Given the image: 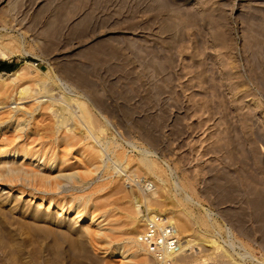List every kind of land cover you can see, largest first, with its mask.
I'll return each instance as SVG.
<instances>
[{
    "label": "rangeland",
    "instance_id": "374dc122",
    "mask_svg": "<svg viewBox=\"0 0 264 264\" xmlns=\"http://www.w3.org/2000/svg\"><path fill=\"white\" fill-rule=\"evenodd\" d=\"M0 51L13 52L0 56L8 65L0 70V114L16 118L38 101L56 104L38 121L28 114L19 125H0V146L55 154L52 175L75 174L47 187L0 178V189L72 210L60 223L29 198L6 200L0 191V264H136L142 258L110 255L128 246L127 233L144 230L119 205L137 208L154 190L160 202L150 212L168 219L180 211L192 221L188 238L217 241L226 252L214 255L202 243L176 264H264V0H0ZM12 69L21 71L4 75ZM25 86L42 95L18 105ZM79 101L92 125L82 121ZM47 128L54 134L44 141ZM62 128L80 141H55ZM95 135L102 148L124 151L128 168L111 151L104 152L111 177L96 168L87 151ZM78 214L84 227L71 224ZM98 225L124 237L96 244L84 229Z\"/></svg>",
    "mask_w": 264,
    "mask_h": 264
},
{
    "label": "bare ground",
    "instance_id": "6f19581e",
    "mask_svg": "<svg viewBox=\"0 0 264 264\" xmlns=\"http://www.w3.org/2000/svg\"><path fill=\"white\" fill-rule=\"evenodd\" d=\"M4 51H2V53H1V51H0V56H2L3 58H5V59H10V57H11V54L13 55V52H5V53H3ZM26 65V64H25ZM30 66H31V64H29ZM24 69V68H23ZM21 70L20 69H16V70H14V71H12L11 73H5L4 75H6L8 78H13V77H16L17 75H18V73L20 72ZM23 71V70H22ZM3 74H0V79H3L2 76ZM15 79V78H14ZM6 81V80H5ZM5 81L3 80V82L5 83ZM37 83V82H36ZM44 85H46V84H44ZM42 86H43V84H42ZM41 87V86H40ZM3 88H4V85L2 84V83H0V92H2L3 91ZM5 88H6V85H5ZM27 88H28V86H27ZM27 88H26V86H25V89H22V90H18L17 92H16V99H14V101H16V102H19V103H17L18 105L20 104H24L25 102H26V100L28 99L29 100V98H36V97H40L39 95L41 94V93H39V95H38V92H36L35 94H36V96L34 97V96H32V95H34V94H31V91H29V90H27ZM43 88V87H42ZM44 88H45V86H44ZM43 88V89H44ZM41 89V88H40ZM5 90V89H4ZM45 90V93H46V89H44ZM43 91V90H42ZM41 91V92H42ZM48 91V90H47ZM2 93H5V91L4 92H2ZM0 95H1V93H0ZM42 95V94H41ZM2 96V95H1ZM12 96V95H11ZM7 97V96H6ZM9 98H12V97H9ZM71 99V98H70ZM34 100H39V99H34ZM41 100V99H40ZM49 101V100H48ZM48 101H44V102H41V101H38V102H40L41 104L39 105V106H35L36 108H31V110L29 111V112H27V113H23V115H21V116H19L18 115V117H16V118H13V116L11 117L10 115H11V113H10V110H6V111H4V112H2V114H0V125H4V124H6V126L5 127H7V128H11L10 126L12 125V124H15V125H19L18 123H20L21 121H23V119L24 118H26V116L29 114L30 115V117L31 118H35V119H37L39 116H41L42 114L44 115L46 112H50V110H51V112H52V110H53V108L56 106V104L54 105V104H52V103H50V102H48ZM71 101V100H70ZM76 101V100H75ZM78 101V100H77ZM10 102V101H9ZM80 102V101H79ZM0 104H2V103H0ZM79 104L81 105V102L80 103H78V106H79ZM84 103H82V107L85 109H81V107L79 106V109L81 110V113H82V110L83 111H85V112H87V109L85 108V105H83ZM4 106V105H3ZM10 106V105H9ZM62 107V106H61ZM60 107V108H61ZM3 108V107H2ZM5 108H7V107H5ZM23 108H25V107H23ZM59 108V110H61ZM64 108H65V106H64ZM64 108L62 107V113L61 114H63V112H65V110H64ZM4 110V109H3ZM22 110V109H21ZM54 110H56V109H54ZM60 111V112H61ZM50 112V113H51ZM57 112V111H56ZM85 112L84 113H82L83 115H81L83 118H82V121L85 123L86 122V125L88 124V125H92L93 124V122H92V120L90 121V117H89V115H87L88 114V112L86 113V115H85ZM1 113V112H0ZM66 113V112H65ZM65 113L63 114L64 116H67V114L65 115ZM18 114V113H17ZM55 115V114H54ZM70 115V114H69ZM68 115V116H69ZM17 116V115H16ZM48 116H49V114H48ZM56 116V115H55ZM73 116V115H72ZM71 115H70V117H72ZM81 116H80V118H81ZM84 116L85 117H88L87 118V121H86V119H85V121H84ZM74 117V116H73ZM92 117V116H91ZM65 118V117H64ZM41 119V118H40ZM48 119V118H47ZM51 119V118H50ZM29 120V119H28ZM45 120V119H44ZM72 120H74V119H72ZM76 120V119H75ZM36 121H38V119L36 120ZM61 121V120H60ZM71 121V120H70ZM78 121V120H77ZM43 122V121H42ZM80 122V121H79ZM83 122L81 123V124H83ZM91 122H92V124H91ZM26 123V122H25ZM75 123V122H74ZM81 124H79V125H81ZM21 125V124H20ZM65 125V124H64ZM84 125V124H83ZM85 125V126H86ZM94 126V125H93ZM1 127V126H0ZM43 127V126H42ZM76 127V126H75ZM81 127H84V126H81ZM88 127V126H87ZM91 127V126H90ZM89 127V128H90ZM79 128V127H78ZM86 128V127H85ZM88 128V129H89ZM55 129V128H54ZM64 128H62V131L59 133V134H55V137H54V140L55 141H59V142H62V141H64V140H67V139H70V135L68 136V135H66L65 134V131H66V129L65 130H63ZM94 129H96V128H94ZM20 130H23L22 128H20ZM46 130V129H45ZM70 130V129H69ZM40 131V130H39ZM50 132V134H49V132ZM70 131H72V130H70ZM77 131V130H76ZM101 131V133H103V134H105L104 132H106V131H104V130H100ZM104 131V132H103ZM44 132V131H43ZM67 132V131H66ZM54 134V130L51 128V129H49V128H47V132L45 133V137L46 138H44L45 140L44 141H48V140H46L47 138H50L51 140H52V138L50 137V135L51 134ZM73 134L75 135V133L73 132ZM78 134V133H77ZM42 135V134H41ZM72 135V134H71ZM74 135H72V137L74 136ZM52 136V135H51ZM54 136V135H53ZM77 136V135H76ZM79 136V135H78ZM77 136V137H78ZM96 136V135H95ZM95 136H91V137H95ZM71 137V139H73ZM75 137V136H74ZM77 137H75V139H77ZM105 137V136H104ZM14 138V137H13ZM39 138V137H38ZM2 139V138H1ZM9 139V138H8ZM34 140H35V137L33 138ZM32 139V140H33ZM71 139H70V141H71ZM92 139V138H91ZM94 139V138H93ZM92 139V140H93ZM103 139V138H102ZM31 140V141H32ZM78 140L80 141V138L78 137ZM78 140H76L77 142H78ZM83 140V139H82ZM91 140V141H92ZM2 141H3V139H2ZM14 140L13 139H11V140H8V143L10 144V143H12ZM75 141V142H76ZM90 141V142H91ZM94 144L95 145H91V144H89L88 145V147H87V151H88V153H89V159H90V162H92V164L93 165H96V168H101V167H103V169H104V173H107L108 175L111 173L110 171H112L113 172V170H114V168L112 169V166H114V163H112L113 165H111V164H109V163H111V162H107L105 159H104V152H106V151H109V153H113V155L115 156L114 157V159H115V162L117 163V162H119V164H123V162H122V159H124L125 158V152L123 151H120V152H122V153H118L119 151H115V148H116V146H115V144L113 145L112 143L110 144V143H107L106 145H105V142H103L104 144H102V145H104L105 146V148H102V146H101V143H102V140L101 139H99V138H97V136L95 137V139H94ZM92 142V143H93ZM108 142V141H107ZM65 144V143H64ZM68 144V143H67ZM71 144L69 143V146H70ZM86 145V144H85ZM112 145L113 146H115V148L113 149V148H111L112 147ZM74 147V146H73ZM98 147L100 148L101 147V150H99L98 149ZM63 148H64V146H63ZM119 148V147H118ZM118 148H116V149H118ZM121 150V149H120ZM111 151V152H110ZM40 152L41 151H37V152H35V153H32V152H30V151H28V150H25V149H23V151H16V150H10V149H7L6 150V148L5 147H2V146H0V178H6V179H8L10 182H19V181H27V182H36V183H38L39 185H41V186H46L47 187V185H50V183H51V180H55V179H59V178H62L63 180L65 179V181H67V180H73V179H71V178H75V174L73 175V174H67V175H65L64 173H57L58 175H52V172H50V171H52V169H53V165H52V162H55L56 161V155L55 154H53L52 156H50L49 157V155L46 153V154H44L43 155V153H41L40 154ZM64 152L66 153L67 151H65L64 150ZM107 154V153H106ZM125 154V155H124ZM62 156H64V155H62ZM66 156V155H65ZM62 159H63V157H62ZM128 159V158H127ZM108 160H110L111 161V159H109L108 158ZM100 161H102V164H101V162ZM140 161V160H139ZM113 162H114V160H113ZM143 164H145L146 166H149V168L151 169L152 168V166H151V164L150 163H148V162H145V161H143L142 162ZM100 164V165H99ZM118 164V165H119ZM121 164V165H122ZM92 165V166H93ZM116 165V164H115ZM124 165L125 164H123V167H124ZM60 166V165H59ZM126 166V165H125ZM40 168H44V169H40ZM120 168V167H119ZM125 168H128L127 166L125 167ZM125 168H123V169H125ZM149 169V170H150ZM126 170V169H125ZM124 170V171H125ZM123 171V172H124ZM151 171V170H150ZM63 172V171H62ZM122 173V172H121ZM128 173H130L129 171H128ZM128 173H126V174H128ZM132 173V172H131ZM61 174V175H60ZM64 174V175H63ZM124 174H125V172H124ZM111 175V174H110ZM109 175V177H111ZM55 176V177H54ZM154 176V175H153ZM101 177V176H100ZM104 177V176H103ZM123 177H125V175L123 176ZM62 180V181H63ZM75 180V179H74ZM116 180V179H115ZM124 180V179H123ZM80 182V181H79ZM116 182V181H115ZM33 183V184H34ZM53 183V182H52ZM52 183H51V185H52ZM57 183V182H56ZM54 184L53 185V187L54 186H58L59 188H60V186L58 185V184ZM63 183V182H62ZM66 183V182H65ZM81 183V182H80ZM0 184H2V183H0ZM101 184V183H100ZM109 184V183H108ZM121 184V183H120ZM3 185V184H2ZM61 186H62V184H60ZM64 185H66V184H64ZM78 185V184H77ZM103 185V184H102ZM107 185V184H106ZM116 185V184H115ZM149 185H150V183L147 185L148 187H149ZM79 186V185H78ZM97 186V185H96ZM118 186H119V184H118ZM58 187L57 188H55L56 190L58 189ZM103 187H105V186H103ZM48 188H49V186H48ZM102 188V187H101ZM42 189V188H41ZM54 189V188H53ZM90 189H92V188H90ZM98 189V188H97ZM118 190V189H117ZM0 191L2 192V194H1V196H3V197H5L6 198V195H8V197H11L12 195H16V197H17V200L19 201H23L24 199H26V198H29L28 200L29 201H31V203H33V204H36L37 205V209L38 210H41V209H44L45 210V215H49V216H54L53 217V219H55L56 221H58V222H60V223H63L64 222V219L65 218H68L69 217V215L71 214V212H72V210H69V209H67L65 206H62V205H58V203L57 202H55L56 200H54V199H52V198H48V197H46V196H38V195H36L35 193L33 194V193H31V194H27L26 193V191H24V190H15V189H13V188H1L0 189ZM90 191V190H89ZM94 191V190H93ZM115 193H116V191H115ZM83 194V193H82ZM158 191L156 190H154V191H152V192H150L149 194L147 193V194H145L144 195V197H143V200L144 201H142L141 199H140V201H138V199H137V201L135 202V203H137V208L136 207H134L133 209L132 208H129V207H127V206H124L123 204H121V205H119L120 207H119V209H121V210H125V213L127 214V215H129V216H132L133 214L135 215V222L134 223H137L138 225H141L142 227H144V230H145V227H146V225L148 224V222H149V220L152 218V217H155V216H161V215H157L156 214V212L155 211H151L150 212V207H152L153 206V201L155 200H157V201H159L157 198H158ZM92 195H94V194H92ZM110 195V194H109ZM112 196V195H111ZM127 198V197H126ZM6 200H8L7 198H6ZM118 200V199H117ZM116 200V201H117ZM123 200V199H122ZM120 201H121V199H120ZM7 202V201H6ZM25 202H27V201H25ZM98 202V201H97ZM139 202H141V203H143V205H146V207H147V211L145 212V211H143V209H141V205H139ZM160 202V201H159ZM3 203V202H2ZM100 203V202H99ZM108 203V202H107ZM106 202L104 203L105 204V206L104 207H106L107 205H108V207H109V205L110 204H107ZM120 203H122V201L120 202ZM124 203V202H123ZM130 203V202H129ZM4 204V203H3ZM101 204V203H100ZM107 204V205H106ZM116 205H118L117 203H115ZM128 204V203H127ZM126 205V204H125ZM19 206V205H18ZM131 206V205H130ZM136 206V205H135ZM75 207V206H74ZM100 207H102V206H100ZM112 207V206H111ZM114 207V206H113ZM77 210H80L81 209V205H76V207H75ZM110 208V207H109ZM106 209V208H105ZM107 210V209H106ZM92 213H94V212H92ZM114 214V213H113ZM171 214L173 215V216H170L167 220L175 227V229H176V231H177V234H178V238H179V241H180V247H179V249L177 250V252L175 253V254H173V255H169L168 256V258L167 259H164V260H159L158 258H156L151 252H150V250L148 249V247L145 245V244H143L141 241H140V239H139V236H138V234H137V230L136 229H134L132 232H129V233H127L126 235L127 236H130V237H128V241H129V243H128V246L127 245H119L118 247H115V248H112V252H111V256H116V255H120V256H122L123 257V259H127V260H129V261H127V263H132V261H130V257H132L133 259H135L136 261L140 258H142V261H140V260H138L137 261V263L136 264H150L151 263V261H148V259H147V256H150L151 257V259H152V261H154L156 264H176L177 263V261H178V259L180 258V257H182V258H184L183 256L184 255H186L185 253H189L188 251H190L192 248H194L195 247V249L197 250V248H196V245H198V246H200V244H202V243H205L206 245L205 246H207V244H208V246L207 247H210L211 248V250L213 251V254L215 255V253H219L220 252V254H221V252H224V255L226 254V252L224 251V249L218 244V242L217 241H214V240H207V239H204L203 238V240H202V243L200 242H198V241H196V240H194L193 238H188V237H190L192 234H190V232H191V228L192 227H190V223L192 222H189V220H188V218L186 217V216H184V214L183 213H181L180 211H176V209L175 210H171ZM51 216V217H52ZM114 217H115V215H113ZM113 217V218H114ZM162 217V216H161ZM102 218V217H101ZM110 220V219H109ZM111 220H112V218H111ZM201 221L202 220H204V219H200ZM85 221V218L82 216V215H80V214H78V215H76V216H73V217H71V224H73L74 226H80V227H84L83 226V222ZM132 222V221H131ZM203 222H205V221H203ZM86 223V222H85ZM105 223V222H104ZM200 223V222H199ZM103 224V223H102ZM123 224V223H122ZM206 224V226H207V224L208 223H205ZM205 224L203 223V226H205ZM61 225V224H60ZM192 225V224H191ZM201 225H202V223H201ZM136 226V225H135ZM207 228V227H206ZM84 229V228H83ZM122 229V228H121ZM139 229V228H138ZM84 230H86L87 231V234H85V235H88V237L92 240V241H94L95 243L97 242V243H106L107 245L108 244H110V245H112L113 243H115L116 242V240L118 239L117 237H118V235H117V232H116V230H114V228H113V226H112V228H105V226H102V225H98V228L97 229H92V227L90 228V226H88V227H86V229H84ZM144 230H142V232L144 231ZM76 233V232H75ZM117 235V236H116ZM65 236V235H64ZM67 236H68V234H67ZM122 236L124 237V235L122 234ZM79 237V236H78ZM123 237H120V238H123ZM119 238V239H120ZM126 238V237H125ZM60 239V238H59ZM68 239V238H67ZM66 239V240H67ZM85 239V238H84ZM118 239V240H119ZM81 240V239H80ZM70 241V240H69ZM80 242V241H79ZM78 242V243H79ZM123 242V241H122ZM72 243H73V241H72ZM96 243V244H97ZM117 243H120V242H117ZM106 244H104V245H106ZM114 245V244H113ZM203 245V244H202ZM205 248V247H204ZM207 249V248H206ZM132 250H134V254H132V255H130L131 253H130V251H132ZM209 250V249H208ZM202 251V250H201ZM211 251V252H212ZM130 253V254H129ZM183 253H184V255H183ZM199 254V253H198ZM212 254V253H211ZM219 254V255H220ZM109 255V256H110ZM128 255H130V256H128ZM181 255H183V256H181ZM189 255H190V253H189ZM210 255V254H209ZM222 255V254H221ZM220 255V256H221ZM229 255V254H228ZM223 256V255H222ZM187 257H188V254H187ZM215 257H217V256H215ZM186 258V257H185ZM230 258V257H229ZM150 259V260H151ZM214 259V258H213ZM212 259V260H213ZM132 260V259H131ZM184 260V259H183ZM196 260V259H195ZM126 261V260H125ZM197 261V260H196ZM133 262H135V261H133ZM153 262V263H154ZM126 264V263H125Z\"/></svg>",
    "mask_w": 264,
    "mask_h": 264
},
{
    "label": "built area",
    "instance_id": "2783aa9c",
    "mask_svg": "<svg viewBox=\"0 0 264 264\" xmlns=\"http://www.w3.org/2000/svg\"><path fill=\"white\" fill-rule=\"evenodd\" d=\"M136 182L139 184L140 181ZM139 239L159 260L167 259L180 247L175 227L161 216H155L149 220L145 230L140 233Z\"/></svg>",
    "mask_w": 264,
    "mask_h": 264
},
{
    "label": "trees",
    "instance_id": "16d2710c",
    "mask_svg": "<svg viewBox=\"0 0 264 264\" xmlns=\"http://www.w3.org/2000/svg\"><path fill=\"white\" fill-rule=\"evenodd\" d=\"M0 70H2V71L8 70V65H6L4 63H0ZM12 71H13V69L10 70L9 72L11 73Z\"/></svg>",
    "mask_w": 264,
    "mask_h": 264
}]
</instances>
